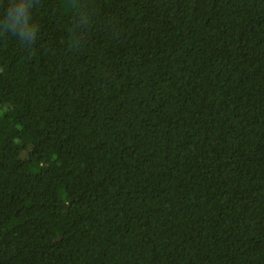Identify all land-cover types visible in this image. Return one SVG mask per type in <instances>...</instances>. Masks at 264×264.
Here are the masks:
<instances>
[{
    "label": "trees",
    "instance_id": "trees-1",
    "mask_svg": "<svg viewBox=\"0 0 264 264\" xmlns=\"http://www.w3.org/2000/svg\"><path fill=\"white\" fill-rule=\"evenodd\" d=\"M0 264H264V0H0Z\"/></svg>",
    "mask_w": 264,
    "mask_h": 264
}]
</instances>
